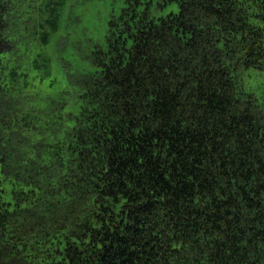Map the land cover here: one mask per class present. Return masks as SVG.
<instances>
[{
  "label": "trees",
  "instance_id": "obj_1",
  "mask_svg": "<svg viewBox=\"0 0 264 264\" xmlns=\"http://www.w3.org/2000/svg\"><path fill=\"white\" fill-rule=\"evenodd\" d=\"M72 1L0 0V264H264V0Z\"/></svg>",
  "mask_w": 264,
  "mask_h": 264
},
{
  "label": "rangeland",
  "instance_id": "obj_2",
  "mask_svg": "<svg viewBox=\"0 0 264 264\" xmlns=\"http://www.w3.org/2000/svg\"><path fill=\"white\" fill-rule=\"evenodd\" d=\"M77 1L78 0H73L72 2L77 3ZM123 5H124L123 3H119V2L114 3L113 0H91L83 9V23L87 25L91 31L97 32L98 30V33L102 34V31L99 29L102 26L103 22H105L110 18L112 12L118 14L121 11ZM178 10H179L178 4L171 3L163 9L153 8V14L156 17H159V16L168 15L169 13L172 12H177ZM56 38H57V33L55 34V44H56ZM53 42L54 39H52L51 43ZM51 49L53 50L52 47ZM76 62L79 66L88 65L85 61L80 59L79 61L76 60ZM54 73L58 77L60 78L62 77L60 66L56 62L54 67Z\"/></svg>",
  "mask_w": 264,
  "mask_h": 264
},
{
  "label": "bare ground",
  "instance_id": "obj_3",
  "mask_svg": "<svg viewBox=\"0 0 264 264\" xmlns=\"http://www.w3.org/2000/svg\"><path fill=\"white\" fill-rule=\"evenodd\" d=\"M77 70V69H76ZM80 70V69H79ZM86 72V71H85ZM34 88V87H33ZM94 143V142H93ZM90 144H91V142H90ZM92 147V146H91ZM91 150V149H90ZM19 191V190H18ZM14 201V200H13Z\"/></svg>",
  "mask_w": 264,
  "mask_h": 264
}]
</instances>
